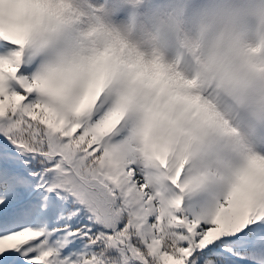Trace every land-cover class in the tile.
I'll use <instances>...</instances> for the list:
<instances>
[{
  "label": "snow or ice",
  "instance_id": "obj_1",
  "mask_svg": "<svg viewBox=\"0 0 264 264\" xmlns=\"http://www.w3.org/2000/svg\"><path fill=\"white\" fill-rule=\"evenodd\" d=\"M135 2L0 0V264H264V132L126 58Z\"/></svg>",
  "mask_w": 264,
  "mask_h": 264
},
{
  "label": "clouds",
  "instance_id": "obj_2",
  "mask_svg": "<svg viewBox=\"0 0 264 264\" xmlns=\"http://www.w3.org/2000/svg\"><path fill=\"white\" fill-rule=\"evenodd\" d=\"M145 73L184 79L244 100L246 117L264 111V0H136L115 22ZM101 46L100 41L85 47Z\"/></svg>",
  "mask_w": 264,
  "mask_h": 264
}]
</instances>
